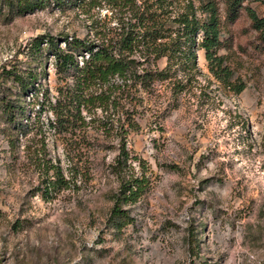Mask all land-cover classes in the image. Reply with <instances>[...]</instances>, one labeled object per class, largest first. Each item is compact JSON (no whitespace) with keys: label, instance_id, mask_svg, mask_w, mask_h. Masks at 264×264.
Segmentation results:
<instances>
[{"label":"rangeland","instance_id":"rangeland-1","mask_svg":"<svg viewBox=\"0 0 264 264\" xmlns=\"http://www.w3.org/2000/svg\"><path fill=\"white\" fill-rule=\"evenodd\" d=\"M116 1L17 15L0 0V264H264V42L250 17H264V0L236 14L214 0L222 65L212 69L198 47L193 74L133 100L64 79L47 43L41 58L31 49L40 36L65 48V37L119 32L134 7ZM138 1L155 11V0ZM179 2L201 17L198 1ZM161 6L163 18L176 12ZM30 71L39 75L26 94L8 72L26 82ZM123 146L148 189L124 206L119 229Z\"/></svg>","mask_w":264,"mask_h":264},{"label":"trees","instance_id":"trees-1","mask_svg":"<svg viewBox=\"0 0 264 264\" xmlns=\"http://www.w3.org/2000/svg\"><path fill=\"white\" fill-rule=\"evenodd\" d=\"M120 1L132 5L134 9L131 11L130 20L119 32L117 30L115 33L113 30L96 32V39L93 41L77 38L70 40L69 37H65L63 39L65 48H62L59 41L53 37L40 36L32 41V53L43 57L45 50L42 46L47 43V55L54 57L58 74L64 79H70L81 86H108L110 93L118 91L119 97L127 100H133L137 91H154L159 83L177 79L181 75L193 74L197 65L198 47L205 51V57L211 63L212 69L222 65L221 59L217 56L221 44V19L214 0H196L200 3L201 17L197 15L192 3L183 7L185 2L179 0H155L153 12L151 8L144 7L147 4L138 5V0ZM245 1L231 0L232 14H236ZM3 2L7 3L11 12L23 15L44 10L52 5L79 6L85 4L86 0H3ZM162 2L174 5L176 12H170L172 17L163 18L164 15L158 14V11L163 9ZM250 17L252 27L259 34V40L264 42V17L258 16L255 12H251ZM199 35H202V42H198ZM79 58L83 59L82 62ZM162 58L167 59V65L160 69L158 61ZM38 75V72L30 71L26 82H23L16 74L8 72V77L13 76L14 82L18 83L26 94L35 88L34 83ZM10 109L14 116L24 113L18 104L8 103L6 110ZM129 159V152L123 146L116 164L120 188L114 194L115 204L111 211V219L119 229L130 220L129 210L124 206L137 203L148 189L145 177L136 178L131 174L132 164H128ZM123 220L124 223L121 222Z\"/></svg>","mask_w":264,"mask_h":264}]
</instances>
